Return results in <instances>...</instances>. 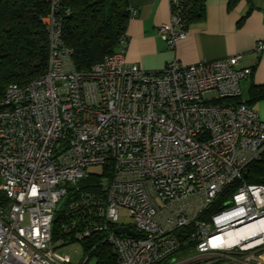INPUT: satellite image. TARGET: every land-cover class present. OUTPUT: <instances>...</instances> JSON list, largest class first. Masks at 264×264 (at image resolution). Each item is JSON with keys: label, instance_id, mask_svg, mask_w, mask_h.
<instances>
[{"label": "built area", "instance_id": "1", "mask_svg": "<svg viewBox=\"0 0 264 264\" xmlns=\"http://www.w3.org/2000/svg\"><path fill=\"white\" fill-rule=\"evenodd\" d=\"M59 3L43 18L46 73L0 96V264H72L57 253V204L95 164L103 220L79 236L104 232L118 264H264V184L244 181L264 156V119L242 99L252 68L234 55L146 70L124 48L79 72ZM159 31L171 46L187 36L175 13Z\"/></svg>", "mask_w": 264, "mask_h": 264}, {"label": "trees", "instance_id": "2", "mask_svg": "<svg viewBox=\"0 0 264 264\" xmlns=\"http://www.w3.org/2000/svg\"><path fill=\"white\" fill-rule=\"evenodd\" d=\"M171 7L185 30L205 18V0H171ZM130 8L128 0H60L57 16L62 38L72 49L79 72H88L109 54L127 49ZM50 11L51 0H0V96L11 83L23 85L46 73L50 40L43 18ZM251 95L253 99L264 97V85H255ZM244 181L264 184V156L250 164ZM101 182L89 173L70 188L67 207L55 215L54 239L64 243L80 240L90 251L85 264H118L104 232L93 230L89 236H79L103 220L100 211L106 205V193ZM237 184L219 196L207 213L217 210Z\"/></svg>", "mask_w": 264, "mask_h": 264}, {"label": "crops", "instance_id": "3", "mask_svg": "<svg viewBox=\"0 0 264 264\" xmlns=\"http://www.w3.org/2000/svg\"><path fill=\"white\" fill-rule=\"evenodd\" d=\"M137 14L129 19L126 59L146 70H161L177 59L192 65L240 55V67L252 74L241 83L242 99L264 119V97L253 99L251 89L264 85V0H205V18L189 25L187 36L169 45L159 28L172 19L171 0H128Z\"/></svg>", "mask_w": 264, "mask_h": 264}, {"label": "rangeland", "instance_id": "4", "mask_svg": "<svg viewBox=\"0 0 264 264\" xmlns=\"http://www.w3.org/2000/svg\"><path fill=\"white\" fill-rule=\"evenodd\" d=\"M88 172L94 176L100 177L103 180L107 179L103 164L90 165L88 167ZM57 207L59 208V210L67 207L66 198H63L60 202H58ZM120 213V223L129 224L131 222L129 210L125 207H122ZM55 241L57 245V253L60 256H69L72 264H80L88 256L87 251L85 250V247L80 240H75L70 243H64L62 240H60V238L55 237ZM93 262L94 260H91V263Z\"/></svg>", "mask_w": 264, "mask_h": 264}, {"label": "water", "instance_id": "5", "mask_svg": "<svg viewBox=\"0 0 264 264\" xmlns=\"http://www.w3.org/2000/svg\"><path fill=\"white\" fill-rule=\"evenodd\" d=\"M115 231L117 232V233H126V234H130V235H136V232L135 231H133V230H131L129 227H117L116 229H115Z\"/></svg>", "mask_w": 264, "mask_h": 264}]
</instances>
